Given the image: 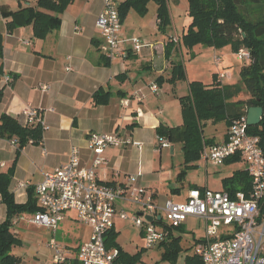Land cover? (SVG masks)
<instances>
[{"label": "crops", "instance_id": "obj_1", "mask_svg": "<svg viewBox=\"0 0 264 264\" xmlns=\"http://www.w3.org/2000/svg\"><path fill=\"white\" fill-rule=\"evenodd\" d=\"M122 1L116 0L117 5ZM166 1L169 14L171 4L181 2ZM31 3L33 0H0V33L4 35L0 57V89L3 93L0 114L6 113L24 124L22 109L31 106L40 110L47 126L43 130L41 143H28L17 158L9 185L17 203L27 200L28 188H34L42 180L44 172L67 161L71 147L78 149L81 165L89 167L93 154L86 139L90 132L118 133L141 143L140 146L129 144L107 147L104 150L106 163L97 169V176L102 182L120 185L126 184L128 176L133 175L135 179L131 185L151 195L159 206L170 199L169 194H180L185 187V196L178 202L184 201L193 187L225 190L224 179L230 178L236 171H245L241 158L220 165L211 163V169L208 168L209 162L199 158L191 163L192 167H187L182 151V161L178 164L167 163V155L163 152L165 147H159L158 126L176 127L182 124L179 98L189 93V82L197 80L205 85L214 84L205 83L200 77L190 79L185 73L184 52L190 55L193 48L200 46L188 49L181 43V35L190 23L187 0L182 3L183 15L187 19L179 29L171 24V17L172 29H159L155 3L151 21L146 19L150 2L144 16L139 15V20L128 22L131 10L123 19L120 31V39L128 48L127 55L125 58L109 60L108 65L103 64V55L98 49L100 33L96 18L102 8L99 0H73L60 15L59 27L42 39L33 37L31 26L19 27L7 33L1 15L2 8L16 10ZM132 37L140 38L148 46L139 51L129 50L128 40ZM167 43H172L169 55L166 52ZM209 49L212 52V65L217 70L214 74L218 77V73L222 72L221 66L230 63L229 59L235 57L236 53L229 45L219 48L211 46ZM177 61L183 64L185 79L170 82L171 67ZM241 66L234 68L232 83L226 85L240 82ZM5 76H11L12 82L5 83ZM224 79L225 74L220 80ZM44 85L46 89L42 88ZM152 85L156 86V90H153ZM97 90L109 92L105 104H94L92 95ZM240 96L248 97L245 92L240 93ZM222 123L224 130L220 137H205L211 139L212 144L226 138L228 126ZM217 124L208 121L205 127H215ZM15 151L16 145L0 138V171H5L11 165ZM170 151L174 153L175 148L171 147ZM199 162L204 165V176L191 183L183 172L199 168ZM21 182L26 183V187H20ZM240 193L243 194L237 190L234 197ZM118 206L127 211L136 210L135 206L128 204L118 203ZM21 215L31 216L23 213L12 219L11 229L19 238L20 245L14 246L11 252L20 257L19 264H51L52 253L48 247L51 231L28 220L18 219ZM4 219L5 206L0 197V222ZM61 222L70 227L77 224L75 212L67 211ZM124 223L126 221L115 218L112 229L119 232ZM136 228L143 240V230ZM90 232L88 230L86 234L82 229L73 241L61 243L68 247L73 256ZM68 264L79 263L71 258Z\"/></svg>", "mask_w": 264, "mask_h": 264}, {"label": "built area", "instance_id": "obj_2", "mask_svg": "<svg viewBox=\"0 0 264 264\" xmlns=\"http://www.w3.org/2000/svg\"><path fill=\"white\" fill-rule=\"evenodd\" d=\"M99 1L102 8L96 18L100 33L98 49L109 60L125 58L128 48L120 39L122 23L117 2ZM128 42L131 51L148 46L138 37H132ZM236 57L240 61L247 60L250 52L241 47ZM218 77L224 78V73L219 72ZM12 80L11 76H5V83H11ZM42 88L46 89L47 86ZM152 88L156 90L155 85ZM40 113L37 108L25 106L22 109L24 124L39 123L43 130L46 129ZM247 129L245 115L232 121L225 140L205 145L200 158L220 165L226 158L239 155L251 178L248 197L241 193L232 197L225 190L193 187L184 201L167 199L159 206L151 195L131 185L135 179L133 175L128 176L126 184L120 185L102 182L97 176V169L106 163L104 150L107 147L129 144L140 146L141 143L118 133L90 132L86 140L93 154L91 165L82 166L78 149L71 147L67 161L44 172L42 180L34 186L39 209L31 216L21 215L17 218L51 231L52 236L48 241L52 253L51 264H68L71 258L79 264H124L117 261L118 248L108 247L105 243L106 233L113 228L114 219L119 218L141 228L144 245L148 249L164 238V233L154 223L162 214L174 226L182 224L188 217H196L204 222L205 237L193 248L200 264H264V215L260 214L261 202L264 201V152L259 137L248 134ZM10 143L17 145L15 139L10 140ZM158 143L160 148L170 145L165 137H159ZM19 185L24 188L27 184L21 182ZM118 203L135 206L136 210L127 211ZM67 211L75 212L77 221L91 229L89 240L81 243L73 256L68 247L54 237ZM145 216H152L153 221H147Z\"/></svg>", "mask_w": 264, "mask_h": 264}, {"label": "trees", "instance_id": "obj_3", "mask_svg": "<svg viewBox=\"0 0 264 264\" xmlns=\"http://www.w3.org/2000/svg\"><path fill=\"white\" fill-rule=\"evenodd\" d=\"M72 1L33 0V3L16 10L2 8L1 15L5 20L6 32L12 33L19 27L31 26L33 37L42 39L59 27L60 15ZM187 1L190 23L181 35V43L184 47L190 49L200 44L219 48L229 45L235 53L239 48L244 47L249 50L250 58L239 70L238 84L205 85L197 80L189 82V93L179 98L182 124L176 127L161 124L156 129L158 136L167 139L177 136L182 142L181 151L185 166L192 167L191 163L200 158L203 147L212 145L211 139H206L204 136L206 122L210 121L213 124L224 122L229 126L232 121L243 115L246 116L250 106H260L263 109L260 122L257 125L248 126L247 132L259 137V143L264 152V0ZM149 2L157 6L158 27L163 31L170 24L166 0H123L117 6L121 23L131 10L144 16ZM252 5L257 7L254 8ZM3 37V33H0V57L3 53ZM171 46L172 43L166 45L168 55ZM102 58L103 64L108 65L109 59L103 56ZM184 79L183 64L179 61L173 62L171 77L168 80L174 82ZM242 92H245L248 97L240 96ZM2 94L0 89V101ZM108 98L109 92L101 90H97L92 95L96 105L105 104ZM42 135L41 124H20L8 114H0V138L17 141L14 160L5 171H0V197L5 206V219L0 222V264H19L21 261L19 256L11 252L14 246L20 244L19 238L11 229L12 219L23 213L32 214L39 209L34 188H28L27 200L24 203H17L9 185L21 149L30 141L32 144H38L42 140ZM238 159L239 155H233L225 161ZM224 183L225 191L232 197L237 190L243 192L244 197H248L251 190V178L246 170L236 171L233 176L224 179ZM260 214L264 215V201L261 202ZM154 223L162 224L164 233V238L156 246L171 248L170 253L176 255L180 237L174 236L172 227L180 228L182 224L174 226L171 223H163L162 216ZM116 234L117 232L113 229L106 233V245L118 248V262L135 264L142 250L132 255L125 253L115 241ZM187 261L189 264H200L195 254L188 257Z\"/></svg>", "mask_w": 264, "mask_h": 264}, {"label": "rangeland", "instance_id": "obj_4", "mask_svg": "<svg viewBox=\"0 0 264 264\" xmlns=\"http://www.w3.org/2000/svg\"><path fill=\"white\" fill-rule=\"evenodd\" d=\"M183 0H181L180 4L172 3L170 9V17L172 18L173 25L177 29H179L180 25L184 20L187 19L186 15H183ZM264 5V4H263ZM155 4L153 2L149 3V13L146 19L152 20L154 13ZM254 8L257 6L252 5ZM264 8V6H263ZM141 17L135 12L131 11L128 16V22L139 20ZM145 19V20H146ZM188 22V21H187ZM171 24L168 25V29L171 30ZM172 25V27H173ZM200 45V44H198ZM211 46L200 45L192 49L190 55H187L184 52V61H185V73L189 76L190 79H194V77H200L205 83H215V84H230L232 83L231 78L233 76L232 72H234V68L238 65H243L244 61H240L237 57H231L229 59L230 63H227L225 67L221 66V71L226 75V79L220 80L217 75V70L212 65V52L210 51ZM228 61V62H229ZM226 64V62H225ZM224 130V125L222 122H219L215 127H209L208 125L204 128V136L206 138L212 137L215 135L216 137H220ZM170 145L163 149L165 156L167 157V163L178 164L179 161H182L181 156V140L175 136L170 139H167ZM174 147L175 152L171 154L170 148ZM170 161V162H169ZM209 169L213 168L211 163L208 166ZM183 175L186 176L187 180L191 183L196 181L199 178L204 176V165L199 162V168H190L188 170H184ZM177 176V175H176ZM186 187L180 194H169L168 197L172 199L174 202H178L185 196ZM31 214V213H27ZM32 215V214H31ZM162 222L170 223L167 219L166 215L162 214ZM158 229L163 232L162 224H156ZM82 229L87 234V231H91L87 225H83L78 222L71 227L67 224H64L60 221L57 227V231L54 234V237L59 242H68L73 241L78 234L82 231ZM138 230L136 227L131 225L130 222L126 221L122 225V228L119 229V232L116 234L115 241L118 245H120L123 249L130 253H135L140 250L139 260L135 264H189L187 258L194 255L193 245L197 241L201 240L205 237V225L204 222L199 218H187L181 225L180 228L172 227L174 236H179V247L177 249L176 255L170 253L171 248H166L165 246H155L153 248H145L144 240L141 239L138 234ZM51 238V237H50ZM90 238V233L86 240V242ZM20 245V244H19ZM168 254V255H167Z\"/></svg>", "mask_w": 264, "mask_h": 264}, {"label": "water", "instance_id": "obj_5", "mask_svg": "<svg viewBox=\"0 0 264 264\" xmlns=\"http://www.w3.org/2000/svg\"><path fill=\"white\" fill-rule=\"evenodd\" d=\"M263 114V109L260 106H250L246 112V123L248 126H254L259 124ZM145 219L149 222L153 221L152 216H145ZM160 219V216L157 217Z\"/></svg>", "mask_w": 264, "mask_h": 264}]
</instances>
